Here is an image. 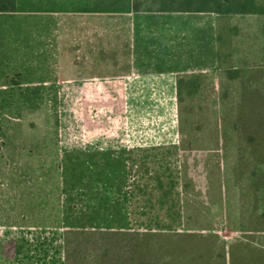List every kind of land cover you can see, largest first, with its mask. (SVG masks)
I'll use <instances>...</instances> for the list:
<instances>
[{
  "label": "crops",
  "instance_id": "0c3cea01",
  "mask_svg": "<svg viewBox=\"0 0 264 264\" xmlns=\"http://www.w3.org/2000/svg\"><path fill=\"white\" fill-rule=\"evenodd\" d=\"M228 1L29 0L33 19L44 16L29 29L32 59L45 72L32 81L39 85L35 110L51 115L47 77L54 63H76L80 72L75 122L62 119L54 139L46 117L44 128L36 126L40 154L31 155L61 159L55 170L61 191L76 186L75 198H61L94 219L83 224L99 221L100 231L123 223L138 238L154 223L152 233L178 235L194 251L201 250L192 240H201L210 259L198 264L214 262L211 221L231 226L234 201L223 161L236 157L228 152L225 92L239 82L235 69L264 61V10L228 7ZM60 94L74 93L66 87ZM51 169L39 166L31 174L36 179ZM232 233L217 247V264L230 239L242 237ZM223 257L228 261L223 255L221 264Z\"/></svg>",
  "mask_w": 264,
  "mask_h": 264
},
{
  "label": "rangeland",
  "instance_id": "374dc122",
  "mask_svg": "<svg viewBox=\"0 0 264 264\" xmlns=\"http://www.w3.org/2000/svg\"><path fill=\"white\" fill-rule=\"evenodd\" d=\"M112 1L102 0V5L111 6ZM122 1L116 0L117 5ZM227 5L264 10V0H229ZM30 8L29 0H18L13 12H0V264H198L210 259V252L205 254L197 245L201 240H192L190 246L201 250L194 251L185 238L152 233L157 232L154 223L138 238L127 235L123 223L112 225L113 230L105 226L102 232L96 231L99 221L96 226L83 224L94 219H88L87 214L77 215V208L69 207L61 198L76 197V186L67 192L59 187L61 175L55 170L61 159L52 153L46 162L41 155L35 158L31 154H40L35 142L39 138L36 126L44 128L46 117L51 119L54 139L59 136L62 119L75 122L80 72L76 63L61 68L54 63L47 77L53 90L51 115L35 110L32 99L39 85L33 87L32 81L43 80L45 72L44 64H35L32 59L29 29L35 19L44 16L33 19ZM260 18L264 20L263 15ZM260 32L264 34V29ZM261 51L260 58L264 59V47ZM235 70L240 78L237 85L227 88L228 94L225 92L224 122L229 155L237 158L223 160L227 162L225 170L235 202L231 204V226L220 228L211 221L217 236L211 241L212 264H217V247L224 248V240L235 236L231 232L236 231L242 237L230 239V248L220 251L218 264L223 255H228V261L224 263L223 257L222 264H264V61ZM66 87L74 94L61 95ZM247 136L251 138L248 143ZM39 166H50L52 173L35 179L31 173ZM69 177L75 179V175ZM93 208H86V212ZM91 215L107 221L104 213Z\"/></svg>",
  "mask_w": 264,
  "mask_h": 264
},
{
  "label": "trees",
  "instance_id": "16d2710c",
  "mask_svg": "<svg viewBox=\"0 0 264 264\" xmlns=\"http://www.w3.org/2000/svg\"><path fill=\"white\" fill-rule=\"evenodd\" d=\"M16 0H0V11L13 10Z\"/></svg>",
  "mask_w": 264,
  "mask_h": 264
}]
</instances>
